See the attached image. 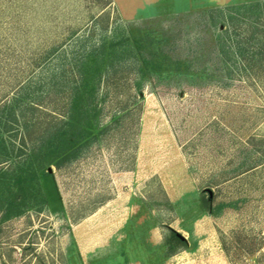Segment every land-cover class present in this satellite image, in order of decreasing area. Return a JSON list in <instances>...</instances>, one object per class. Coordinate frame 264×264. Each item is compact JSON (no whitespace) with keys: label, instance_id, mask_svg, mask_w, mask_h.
Here are the masks:
<instances>
[{"label":"rangeland","instance_id":"obj_1","mask_svg":"<svg viewBox=\"0 0 264 264\" xmlns=\"http://www.w3.org/2000/svg\"><path fill=\"white\" fill-rule=\"evenodd\" d=\"M155 2L0 0V107L22 85L46 81L79 46L72 32H90L95 17L115 36L125 27L156 36L180 27L181 38L198 31L206 42L224 27L214 6ZM142 80L119 123L75 161L48 168L54 183L42 171L24 183L31 192L15 199L13 215L0 209V264H232L222 241L232 229L264 236V157L241 172L263 152L264 80L227 87L172 73ZM110 97L102 121L119 106ZM243 262L264 264V240Z\"/></svg>","mask_w":264,"mask_h":264},{"label":"trees","instance_id":"obj_2","mask_svg":"<svg viewBox=\"0 0 264 264\" xmlns=\"http://www.w3.org/2000/svg\"><path fill=\"white\" fill-rule=\"evenodd\" d=\"M209 11L223 17L224 27L214 32L213 41L204 42L205 36L198 31L192 40L183 39L180 27L160 36L149 30L130 35L125 27L115 36L107 34L108 23L99 25L98 17L93 18L90 32H72L70 37H80L79 46L63 56L48 79L35 88L22 85L0 107V184L5 186L0 188V209L4 217L16 211L15 199L22 200L31 192L24 185L29 178L44 171L54 183L53 172L48 170L51 165L62 167L75 161L93 139L119 123L137 101L132 86L140 93L144 77L195 75L224 87L240 79L253 84L264 80V0L214 6ZM209 20L216 26L211 14ZM58 47L51 53L57 54ZM113 94L119 106L108 121H102L105 103ZM256 150L249 149V154ZM263 152L250 155L239 166L241 172L257 167ZM11 184L19 190L13 192ZM230 235L229 242L222 241L232 264H246L243 259L259 251L264 240L258 233L241 229H232Z\"/></svg>","mask_w":264,"mask_h":264},{"label":"crops","instance_id":"obj_3","mask_svg":"<svg viewBox=\"0 0 264 264\" xmlns=\"http://www.w3.org/2000/svg\"><path fill=\"white\" fill-rule=\"evenodd\" d=\"M145 6L151 5L153 3H156L155 1L158 0H142ZM243 1H251V0H171L172 6L174 8H177L178 10L181 9H191L196 7H208V6H223L231 3L236 2H243ZM124 15H126L124 13ZM129 17L131 16H138V15H127ZM141 153V151H140ZM139 153V157L141 154ZM137 167V173L138 175H143L144 169L142 167L141 159L138 158V162L136 164Z\"/></svg>","mask_w":264,"mask_h":264},{"label":"water","instance_id":"obj_4","mask_svg":"<svg viewBox=\"0 0 264 264\" xmlns=\"http://www.w3.org/2000/svg\"><path fill=\"white\" fill-rule=\"evenodd\" d=\"M49 169H50V170H52V168H51V167H49Z\"/></svg>","mask_w":264,"mask_h":264}]
</instances>
